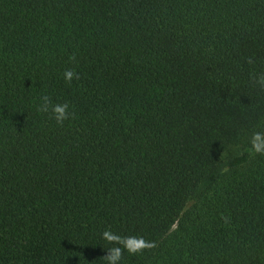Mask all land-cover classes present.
Instances as JSON below:
<instances>
[{"label": "trees", "instance_id": "obj_1", "mask_svg": "<svg viewBox=\"0 0 264 264\" xmlns=\"http://www.w3.org/2000/svg\"><path fill=\"white\" fill-rule=\"evenodd\" d=\"M113 248L264 264V0H0V264Z\"/></svg>", "mask_w": 264, "mask_h": 264}, {"label": "clouds", "instance_id": "obj_2", "mask_svg": "<svg viewBox=\"0 0 264 264\" xmlns=\"http://www.w3.org/2000/svg\"><path fill=\"white\" fill-rule=\"evenodd\" d=\"M74 73L72 71H65L64 72V78L66 81H71L73 79ZM42 104L40 106V110L43 112L51 111L53 118L55 119L56 123L58 125L63 124V122L68 119L71 115V113L68 111V104H53L50 106V102L48 97L42 98ZM104 238H106L109 241L118 240V237H115L114 235L105 232L103 234ZM144 247L143 242H140L137 246H129L128 251L130 253H135L140 250V248ZM107 260L108 264H118V261L120 260V249L119 248H113L109 251L107 254Z\"/></svg>", "mask_w": 264, "mask_h": 264}]
</instances>
